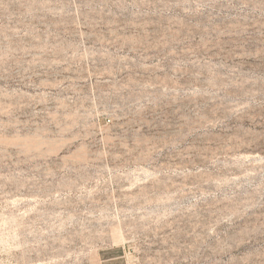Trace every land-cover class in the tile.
Listing matches in <instances>:
<instances>
[{
	"label": "rangeland",
	"instance_id": "obj_1",
	"mask_svg": "<svg viewBox=\"0 0 264 264\" xmlns=\"http://www.w3.org/2000/svg\"><path fill=\"white\" fill-rule=\"evenodd\" d=\"M0 264H264V0H0Z\"/></svg>",
	"mask_w": 264,
	"mask_h": 264
}]
</instances>
